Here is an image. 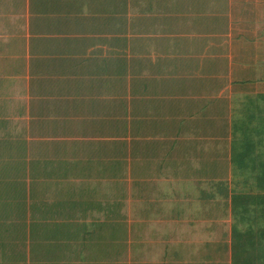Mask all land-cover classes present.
Masks as SVG:
<instances>
[{
    "label": "crops",
    "instance_id": "0c3cea01",
    "mask_svg": "<svg viewBox=\"0 0 264 264\" xmlns=\"http://www.w3.org/2000/svg\"><path fill=\"white\" fill-rule=\"evenodd\" d=\"M71 1L74 5L77 3L78 7L85 3L65 0V16L69 15ZM34 2L0 0L2 5L13 6L0 12L1 32H11V38L3 36V33L0 36V42H4L7 48H22V41L41 32L35 19L40 21V13L32 9ZM21 3L27 4L28 9L19 11L14 8L15 4ZM246 4L255 10L250 19L245 16L248 14ZM123 5L127 10L125 90L114 93L113 75L103 80L95 72L90 76L85 74L89 70L87 65H93L98 58L110 70L109 64L114 63V56L122 45L119 42L83 41L84 49L74 45L69 50V56L75 59L69 63V72L61 73L68 65L61 63L64 60H58L61 54L59 48L57 54L48 57L47 64L43 61V55L38 58L37 52L25 54L30 62L29 73H26L29 83L21 82L27 92L26 99L29 93L36 91L38 85L45 87L46 82L54 87L67 84L71 92L69 95L63 93L68 96L67 100L71 104L74 98L80 103L77 110L67 104L65 106L79 112L96 109L94 105L85 108L82 103L84 98H88L84 93L88 91L86 79L93 77L91 84L97 86V89H93L95 93H98L100 86H109L111 93L104 95L111 100V104L99 109L104 111L106 108L109 115L115 112L111 120H105V128L111 127V143H114V119H120L126 126L127 172L130 173L126 218L128 238L159 237L164 246L162 252L158 249L162 255L157 262H141L130 248L128 256L132 258L128 264H264V251L261 248L264 240V203H260L264 202V188L253 175L247 172L240 175L231 157L233 127L248 110L243 108L242 100H246L247 95L251 99V96L264 97L263 93L252 90H260L261 86L264 90V54L261 56L257 52L261 48L264 50V30L255 34L257 41L250 42V54L245 59L240 58L244 48L242 40L236 39L229 48L223 47L230 26L244 32L255 21L261 30V24H264V0H124ZM83 10H79L78 15ZM4 17L10 18L9 25H5ZM120 20L116 23L119 26ZM72 34L70 37L74 39ZM116 35L119 39V35ZM212 35L219 37V43L211 40ZM45 45L43 41L39 47ZM13 56L22 57L19 53ZM36 63L39 64L37 70ZM45 68L48 74L40 75ZM24 70L26 72V68ZM80 76L83 78L81 83L77 82ZM44 79L47 81H42ZM107 79L111 80L107 82ZM80 93L87 97L79 99ZM115 99L125 103V108L122 106L126 112L124 121L119 117L120 110L114 103ZM27 100L20 101H26L28 112L37 110V106H44L41 110L47 112L60 106L57 102ZM234 105L242 109L235 122L232 119ZM214 109L218 111L216 115H213ZM69 118L72 116L66 118L65 127L73 128L75 125L71 120L75 119ZM18 119L28 120V127L36 126L30 122L33 118L24 114ZM95 120L101 122V119ZM201 121L204 122L203 128L197 126ZM33 122L41 121L33 119ZM37 126L49 127L45 124ZM190 126L195 128L190 141L194 150L187 155L188 147L184 142L191 136H184L182 132ZM215 127L224 130L222 141L214 136L212 128ZM82 137L80 134L69 137L65 130L63 139L73 142ZM154 143L157 145L155 150L148 152L165 154L166 157L160 155L162 162L156 159L159 154L152 156L155 160L151 157L148 160L141 151ZM77 147L73 144L72 148ZM216 166H228L230 178L216 179L213 173ZM148 169L154 172L152 176L155 177L144 178ZM3 181L0 180V186ZM181 181L190 183L173 186V183ZM150 184L154 187L152 191ZM247 184V188H242ZM145 191H151L153 196ZM200 236L211 239L209 243L212 245L209 248L205 245L201 249L199 242H196L192 246L189 238L198 239Z\"/></svg>",
    "mask_w": 264,
    "mask_h": 264
},
{
    "label": "rangeland",
    "instance_id": "374dc122",
    "mask_svg": "<svg viewBox=\"0 0 264 264\" xmlns=\"http://www.w3.org/2000/svg\"><path fill=\"white\" fill-rule=\"evenodd\" d=\"M81 1L85 3L79 7L77 3L74 5L71 1L69 15L65 16L63 7L65 0H35L32 9L40 13L38 15L40 21L35 18L41 27L39 35L33 36L32 34L31 39L22 41L23 49L15 46L7 48L4 42H0V180H4L0 186V264H98V262L128 264L132 258L128 256L130 248L141 262L161 260L162 254L158 249L162 252L164 246L158 239L159 237L153 239L128 238L126 218L130 173L127 172L126 126H123V122L119 127L114 126V134H112L114 143H111V139H113L111 138V127L105 128V120H111L115 112L109 115L106 108L104 111L99 109L111 104V100L104 95L111 93L109 86L104 84L99 87L98 93H95L93 89H97V86L91 84L94 82L93 77L86 79L88 91L84 93H87L88 98H84L82 103L85 108L94 105L96 109L89 108V110H80L79 112L73 110H77L80 101L72 98L70 104L67 100L68 96L63 94L71 93L68 91L67 84L54 87L46 82V86L42 88L38 85L35 92L29 93L28 100L26 99L25 86H21L22 81L29 83L26 73H29L30 62L25 56L26 53L30 55L31 52H37L38 58L43 55V61L47 64L48 57L54 53L57 54L56 50L59 48L61 54L58 60H64L61 63L68 65L61 71L64 73L69 72V63L75 60L69 56V50L74 45H77L78 49H84L83 41L119 42L122 47L118 48L117 55L114 56V63L109 64L110 70L106 67L105 62L98 58L93 65H87L89 70L85 74L90 76L95 72L103 80L109 75H113L114 93H117L116 90L120 92L125 90L127 81L125 62L127 10L126 5H123L124 0ZM102 2L104 3L102 4ZM245 7L248 12L245 16H249L250 19L251 13L255 10L251 5L246 4ZM6 8H13V6L0 4L1 13ZM14 8L24 11L28 9V6L21 3L15 4ZM79 10H83L81 15H78ZM4 18L5 25H9L10 18ZM119 18H121L119 22L121 26L116 24ZM79 28L81 29L77 30ZM33 29L34 27L31 32ZM260 29L255 21L253 25L247 26L244 32L236 31L230 26V29H227L228 38H224L223 47L229 48L234 40H242L244 48L240 52V58L245 59L250 54V42L257 41L255 34L264 30L263 23ZM75 30L77 31L73 33ZM2 33L3 30L2 32L0 30V36ZM10 34L11 32L6 31L3 36L11 38ZM71 34L75 37L74 39H71ZM116 34L119 35V39ZM211 40L214 43H219V37L212 35ZM229 40L231 41L228 44ZM43 41L46 45L39 47ZM257 52L261 56L264 54L263 48ZM15 53L21 54L22 57L13 56ZM38 65L36 63V70ZM15 68H18L19 71ZM24 68H26V72H24ZM47 74L46 68L40 72L42 76ZM82 81L81 76L77 78V82L81 83ZM259 83L261 86V82ZM252 90L264 94L262 86L260 90ZM87 96L80 93L78 97L81 99ZM248 96L250 95L245 97L246 100H242L243 108L251 109L249 111L256 109L257 112L255 115L249 116V111H245L240 121L250 118L260 125L262 122L264 123V97L251 96V99ZM19 99L37 103L57 102L60 106L48 112L41 110L44 106H37V110L28 112L26 101L23 102ZM116 100L114 103H117L118 110H120L119 117L124 121L126 119V112L123 110L125 103L122 100ZM66 104L73 110L66 107ZM123 105L124 108H122ZM233 110L232 119L235 122L242 109L239 110L234 105ZM217 112L214 109L213 115H216ZM21 114L41 122H33L31 119L30 122L36 126L28 127L26 126L29 123L28 120L20 121L18 119L21 118ZM70 116L72 118L69 119H75L71 120L75 126L66 128V118ZM225 118L227 117L225 116ZM95 119H101V122ZM253 122L252 124H256ZM40 124L49 125V127L37 126ZM197 126L203 128L204 122L201 121ZM65 130L69 137H78V134L84 137L73 142L67 141L66 138L63 139ZM193 130H195L194 126H190L182 132L184 136H191L184 142L188 147L187 155L194 150L193 143L190 142L195 134ZM212 131L219 141L224 139L222 128L215 127L212 128ZM73 144L78 147L72 148ZM156 146L154 143L152 147H144L141 151L145 153L148 160L150 157L155 160L152 156L159 154L156 159L162 162V156L166 157L165 154L148 152L154 151ZM227 151H229V146ZM213 173L216 179L230 178L228 166H216L213 168ZM152 175H155L154 172L148 169L144 178L155 177ZM185 182L190 183L181 181L173 183V186L182 185ZM248 186L249 184L242 188L245 189ZM149 187L151 191L154 189L153 184H150ZM151 191L145 192L151 194ZM79 205L80 207H78ZM262 219L264 221V216ZM70 230L78 231L79 237L85 243L84 252L82 251L76 258L74 257V248L78 246L79 242L64 238L65 231ZM30 235L31 239H29ZM189 240L192 246L199 242L201 249L205 248V245L207 248L212 245L209 243L211 239L201 236L198 239L191 237ZM36 241L39 242L40 248L44 249H50V243L54 242L59 244L60 250L57 251L53 248L48 251L49 253L41 254L42 250L37 252ZM65 246V252L72 260L69 257H59ZM261 248L264 251V242ZM131 255L133 256V253Z\"/></svg>",
    "mask_w": 264,
    "mask_h": 264
},
{
    "label": "trees",
    "instance_id": "16d2710c",
    "mask_svg": "<svg viewBox=\"0 0 264 264\" xmlns=\"http://www.w3.org/2000/svg\"><path fill=\"white\" fill-rule=\"evenodd\" d=\"M251 109H248V111ZM256 109L249 111L248 115H255ZM257 116V115H256ZM252 120L246 119L240 121L237 126L233 127L234 135L233 140L231 141V157L235 167L238 169L240 175L243 176L244 172L253 175L259 180V185L264 188V123L257 124V122H253L256 124H252ZM122 121L114 119V126L119 127ZM226 151V150H225ZM264 197V196H262ZM76 218L74 217V220ZM78 223V222H77ZM32 233V232H31ZM264 234V231H263ZM31 235L29 239H31ZM64 238L74 239L78 241L79 244L76 248H74L75 258L77 255L81 254L82 251L84 252L85 243L83 242L82 238L79 237L78 231H65ZM261 240H258L260 242ZM264 242V240H262ZM262 242V244H263ZM38 248L37 252L42 250L43 252L49 253L48 251L52 250H60L59 244H55L52 242L50 243L49 248H40V244L36 241ZM259 245V244H257ZM66 246L63 248V252L59 257H69L68 254L65 252ZM89 249V246H88ZM65 254V255H64ZM70 258V257H69ZM70 260H72L70 258ZM264 262V259H263ZM98 264H107L104 262H98Z\"/></svg>",
    "mask_w": 264,
    "mask_h": 264
}]
</instances>
